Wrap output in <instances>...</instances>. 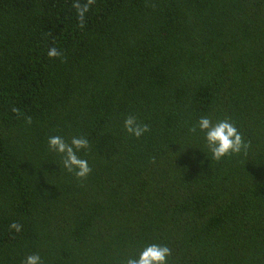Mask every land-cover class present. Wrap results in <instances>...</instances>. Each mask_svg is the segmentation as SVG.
Instances as JSON below:
<instances>
[{
    "label": "trees",
    "instance_id": "obj_1",
    "mask_svg": "<svg viewBox=\"0 0 264 264\" xmlns=\"http://www.w3.org/2000/svg\"><path fill=\"white\" fill-rule=\"evenodd\" d=\"M202 116L246 150L212 159ZM54 135L88 140L85 179ZM153 243L168 264H264V0H0V264H126Z\"/></svg>",
    "mask_w": 264,
    "mask_h": 264
},
{
    "label": "clouds",
    "instance_id": "obj_2",
    "mask_svg": "<svg viewBox=\"0 0 264 264\" xmlns=\"http://www.w3.org/2000/svg\"><path fill=\"white\" fill-rule=\"evenodd\" d=\"M73 7L76 9L78 18L83 21L88 5H81L77 2ZM49 58H56L60 53L55 48L48 50ZM124 130L131 136L141 137L148 131L146 125H141L134 116H128L123 122ZM203 133L208 152L214 160H221L229 155L238 154L248 147L247 142L242 137L238 128L227 119L213 122L207 116H202L196 123L195 131ZM48 148L60 154L62 157L63 168L69 173L74 174L77 180L85 179L91 172L88 161L81 159L77 153L88 148V140L83 136H73L70 142H66L61 136L54 135L48 137ZM10 230L21 231V226L17 223L9 225ZM170 250L160 244H149L145 246L135 258H129L126 264H168L167 257ZM23 264H42L38 254H31L24 258Z\"/></svg>",
    "mask_w": 264,
    "mask_h": 264
}]
</instances>
